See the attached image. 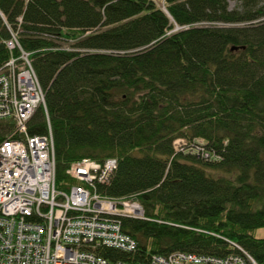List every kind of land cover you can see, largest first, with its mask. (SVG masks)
Segmentation results:
<instances>
[{
	"label": "trees",
	"instance_id": "obj_1",
	"mask_svg": "<svg viewBox=\"0 0 264 264\" xmlns=\"http://www.w3.org/2000/svg\"><path fill=\"white\" fill-rule=\"evenodd\" d=\"M165 6L0 0L10 24L23 16L20 41L45 92L59 188L71 186L73 163L116 159L99 193L136 195L143 207V219L123 220L137 249L99 253L148 263L175 252L225 257L240 247L264 264V238L250 233L264 228V0ZM0 32L3 61L9 34L1 20ZM48 130L41 108L29 133ZM177 140L185 142L178 150Z\"/></svg>",
	"mask_w": 264,
	"mask_h": 264
},
{
	"label": "built area",
	"instance_id": "obj_2",
	"mask_svg": "<svg viewBox=\"0 0 264 264\" xmlns=\"http://www.w3.org/2000/svg\"><path fill=\"white\" fill-rule=\"evenodd\" d=\"M151 1L165 9L166 0ZM0 20L9 34L1 41L9 57L0 61V122L13 125L11 138L0 142V264H257L238 246L241 254L175 252L153 255L148 263L102 256V248L137 249V240L123 231V220L143 219V207L136 195L113 199L99 193V185L110 183L116 159L73 163L67 171L71 186L59 188L45 92L20 41L23 16L12 25L0 8ZM41 108L48 133L31 136L29 123Z\"/></svg>",
	"mask_w": 264,
	"mask_h": 264
},
{
	"label": "rangeland",
	"instance_id": "obj_3",
	"mask_svg": "<svg viewBox=\"0 0 264 264\" xmlns=\"http://www.w3.org/2000/svg\"><path fill=\"white\" fill-rule=\"evenodd\" d=\"M234 7H235V4H234L233 2H231V3H230V9H234ZM177 29H178V28H177ZM73 42H74V41H72V40L69 41V42H65V43H63V47H64L65 49H70V48L72 47ZM176 147H177L178 149L181 148L180 145H176ZM250 233H251L252 235H254L255 237H257V238H264V228H260V229L252 230Z\"/></svg>",
	"mask_w": 264,
	"mask_h": 264
},
{
	"label": "bare ground",
	"instance_id": "obj_4",
	"mask_svg": "<svg viewBox=\"0 0 264 264\" xmlns=\"http://www.w3.org/2000/svg\"><path fill=\"white\" fill-rule=\"evenodd\" d=\"M0 33H1V32H0ZM0 123H1V122H0ZM29 124H30V123H29ZM0 129L2 130V132L4 133V135H5L7 138H9V139L11 138L7 130L2 129V128H0Z\"/></svg>",
	"mask_w": 264,
	"mask_h": 264
},
{
	"label": "water",
	"instance_id": "obj_5",
	"mask_svg": "<svg viewBox=\"0 0 264 264\" xmlns=\"http://www.w3.org/2000/svg\"><path fill=\"white\" fill-rule=\"evenodd\" d=\"M237 49H239V48H232V51H235V50H237Z\"/></svg>",
	"mask_w": 264,
	"mask_h": 264
}]
</instances>
